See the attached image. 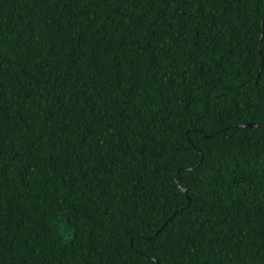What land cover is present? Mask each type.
Returning <instances> with one entry per match:
<instances>
[{
  "label": "trees",
  "instance_id": "trees-1",
  "mask_svg": "<svg viewBox=\"0 0 264 264\" xmlns=\"http://www.w3.org/2000/svg\"><path fill=\"white\" fill-rule=\"evenodd\" d=\"M263 125L264 0H0V264H264Z\"/></svg>",
  "mask_w": 264,
  "mask_h": 264
},
{
  "label": "water",
  "instance_id": "water-1",
  "mask_svg": "<svg viewBox=\"0 0 264 264\" xmlns=\"http://www.w3.org/2000/svg\"><path fill=\"white\" fill-rule=\"evenodd\" d=\"M244 126H260V125L257 123H253V122H247V123H244Z\"/></svg>",
  "mask_w": 264,
  "mask_h": 264
}]
</instances>
